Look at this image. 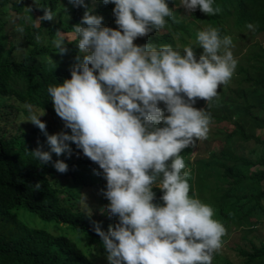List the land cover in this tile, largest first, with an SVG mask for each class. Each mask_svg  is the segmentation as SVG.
Returning <instances> with one entry per match:
<instances>
[{
    "label": "trees",
    "instance_id": "obj_1",
    "mask_svg": "<svg viewBox=\"0 0 264 264\" xmlns=\"http://www.w3.org/2000/svg\"><path fill=\"white\" fill-rule=\"evenodd\" d=\"M168 3L174 19L166 18L164 29L137 38L135 43L169 44L182 51L186 45L195 46L198 30L208 25L218 27L221 37L231 36L233 42L241 39L245 45L248 36L264 32V0H215L214 6L222 12L212 16L199 9L188 13L179 0ZM84 4L103 17V25L117 27L114 4L105 5L102 0H84ZM45 8L53 11L55 20L39 23L37 18ZM85 10L69 0H0V264H108L93 222L107 231L117 218L102 213L108 201L101 191L106 181L94 173L98 165L75 144H71L70 158L52 153L53 161L67 163L66 173L56 171L52 163L40 165L31 150L42 145L44 151H50L46 136L31 122H21L29 115L25 106L31 105L33 110L45 109L59 127L52 131L46 124L49 134L67 130L47 89L70 78L79 49L75 40L66 38L68 51L62 56L53 41L58 29L74 34L72 27L81 22ZM248 23L257 25L255 32L247 29ZM18 27L24 32H18ZM199 49L195 47V51ZM50 56L56 65L49 63ZM239 58L233 84L221 85L218 99L210 107L202 99L195 104L211 113L210 126L215 128L207 139L181 153L184 171H190L189 194L211 205L214 218L227 231L212 264H264V241L248 235L264 217V48L246 49ZM219 122L227 126H219ZM217 132L221 135L218 141ZM248 141L253 144L244 152ZM81 188L98 193V214L81 207ZM158 196L155 202L160 203ZM17 207L43 223L34 224L32 217L33 224L20 219L13 210Z\"/></svg>",
    "mask_w": 264,
    "mask_h": 264
},
{
    "label": "clouds",
    "instance_id": "obj_2",
    "mask_svg": "<svg viewBox=\"0 0 264 264\" xmlns=\"http://www.w3.org/2000/svg\"><path fill=\"white\" fill-rule=\"evenodd\" d=\"M69 3L86 10L72 27L74 37L58 29L53 46L63 56L65 39L75 40L79 55L70 78L47 89L67 130L49 134L41 119L46 110L26 105L29 115L21 122L38 127L50 148L40 145L31 155L63 174L67 163L53 161L52 153L70 158L75 144L98 165L94 173L106 181L101 191L108 201L102 213L117 218L107 231L93 222L108 264H212L227 231L211 205L189 194L190 171H184L181 153L208 137L211 113L194 106L202 99L210 107L220 86L232 79L238 65L232 37H221L218 27L208 25L198 30L195 46L182 51L169 44H137V38L164 29L166 18L174 19L168 0H102L114 4L115 28L103 25L84 0ZM214 3L180 0L188 13L199 9L208 16L222 12ZM45 20H55L50 8L37 18ZM246 27L255 32L257 25ZM49 63L56 65L51 56ZM81 196L86 203V194Z\"/></svg>",
    "mask_w": 264,
    "mask_h": 264
},
{
    "label": "rangeland",
    "instance_id": "obj_3",
    "mask_svg": "<svg viewBox=\"0 0 264 264\" xmlns=\"http://www.w3.org/2000/svg\"><path fill=\"white\" fill-rule=\"evenodd\" d=\"M180 1V0H179ZM66 36L68 37H72L74 34H72L71 32L70 33H65ZM246 42H248V44H250L249 42H253V43H256L258 45H245V41L244 40H241V39H238L236 41L233 42V45L234 47H232V52L235 56V58L237 59V61H240V58L239 56H241L243 54V51H245L246 49H257L260 45L264 48V32H258L256 35H250L248 36L246 39ZM235 75V74H234ZM233 75V77H234ZM233 77L232 79L230 80L229 84H233ZM228 95V94H227ZM194 107H197V106H194ZM197 108H201V106H198ZM35 111L39 112V111H42L40 109H37V108H34ZM41 119L43 121H46L48 123V128H51L52 131H55V130H58V126L56 125H53V123L51 122L50 120V116L49 114L46 112V115L45 116H42ZM219 126H224L226 127L227 124L226 123H223V122H219L217 123ZM226 125V126H225ZM214 129V125H211L210 126V129ZM218 134H216V138L217 141L220 139L221 135L219 132H217ZM216 143L215 140L211 141V145L214 146ZM252 141H248L244 144V149L243 151L244 152H247L248 148L252 146ZM195 150V149H194ZM192 156V155H191ZM79 194H80V199H81V207L84 208L86 211H89L93 214H98L100 212V208L97 209L96 208V204L97 202L95 201V197L98 193L92 191L91 189H89L88 191H85L84 189H80L79 191ZM81 194H86V203L85 201L82 199V196ZM103 205V204H102ZM16 213V215L26 221L27 223H30L31 219L34 218L35 219V223L34 224H42L43 222L42 221H39L37 217H32L33 214H29L24 208H20V207H17V208H14L13 209ZM32 217V218H31ZM31 218V219H30ZM262 221L260 223H257L251 231H248V235L251 236V238L253 240H255V237L258 236L260 237L263 241H264V217L263 219H261ZM30 224H33V223H30ZM242 232L241 233H244L245 230H243V228L241 229Z\"/></svg>",
    "mask_w": 264,
    "mask_h": 264
}]
</instances>
